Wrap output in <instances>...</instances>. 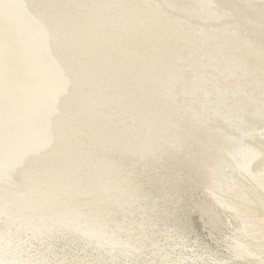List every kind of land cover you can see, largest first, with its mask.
Returning a JSON list of instances; mask_svg holds the SVG:
<instances>
[{"label":"bare ground","instance_id":"6f19581e","mask_svg":"<svg viewBox=\"0 0 264 264\" xmlns=\"http://www.w3.org/2000/svg\"><path fill=\"white\" fill-rule=\"evenodd\" d=\"M212 7L218 8L212 13ZM115 28L117 36L109 34ZM125 41L129 46L123 47ZM235 53L239 60L233 62ZM237 66L249 70L234 73ZM0 89V233L19 230L0 235V264H97L92 261L101 258L129 264L114 256L122 244L133 249L134 264H264V0H0ZM117 96L132 109L146 102L176 108L190 121L204 114L210 119L194 122L185 135L190 143L201 141L196 157L213 149L225 159L181 176L175 172L194 164L184 152L176 154L181 157L173 168L153 164L137 182L148 181L155 195H163L161 203L145 212L148 221L135 212L127 227L114 224L116 233L108 235L98 232L93 218H76L73 211L95 196L73 195L87 192L88 186L81 187L90 169L72 180L73 189L63 188L66 180L55 173L68 168L62 153L46 168L39 156L36 167L28 166L33 162L27 155L46 146L29 140L47 130L55 107L71 120L64 124L104 121L118 112ZM87 109L91 116H85ZM40 114L42 122L36 119ZM120 116L125 114L116 115L113 126ZM121 139L122 145L130 142ZM12 170H24V176L16 174L7 184ZM128 207L118 214L125 217ZM85 210L91 215L106 209ZM48 224L62 234L30 245L27 235ZM121 235L132 238L130 245L118 244Z\"/></svg>","mask_w":264,"mask_h":264},{"label":"water","instance_id":"95a60500","mask_svg":"<svg viewBox=\"0 0 264 264\" xmlns=\"http://www.w3.org/2000/svg\"><path fill=\"white\" fill-rule=\"evenodd\" d=\"M216 8L218 7H212L211 12L213 13V11ZM116 31L117 28H115V32L113 30L112 33L109 34L117 36ZM170 39L171 38L169 37L168 40ZM127 46H129V43L125 41L123 47H127ZM206 47H208V45L204 46V48ZM192 56L195 55L192 53ZM221 60H223L222 57H220L217 62L219 63L221 62ZM229 60L235 62L239 60V58L236 54V55H231V59ZM123 68L125 70L128 69V67L125 66H123ZM242 70L243 71L241 72V69L238 67L237 70L234 69V73L239 74V73L248 72L249 68L245 67ZM24 78H22L23 81ZM106 78H108V76H106ZM94 81H97V79H94ZM126 87L127 84H124L123 89ZM197 91L198 93H200L199 95L201 96V92L199 88H197ZM169 92H171V90H169ZM162 93H165V91ZM113 99L115 103L118 105L119 109L116 110L118 112L115 113L114 112L115 110H113V113L107 115L104 121L102 119L103 117H98V118H92L91 121L85 122L84 124H80V125L79 124L71 125L70 123L64 124L66 122H71V120L67 119L68 117L61 116L60 114L62 110L55 107V110L53 111L55 115H50V117L48 118L47 122H50L51 124H48L47 130L46 131L43 130L39 132L36 136L33 137L34 139L29 140V141H33L36 146L44 143H46V146L44 148H40V147L35 148L33 151L29 152V155H27L28 156L27 158L28 159L30 158L31 159L30 161L33 162V164L28 166L36 167L35 165L39 164V161L37 160L39 156V158L40 157L43 158L42 160H40L41 165L46 168V166L48 167V165L54 162V160L56 161L55 158L58 155L57 152L62 153L64 155V159L67 158L66 161L65 160L63 161L68 163V168L66 170L63 168H58V170L55 171V173L56 175H58V178H64L66 180V182L63 184V188L69 187L73 189L77 185V183L76 181H72V180L74 179L77 180V178H82L84 175L81 174L82 171L84 169H90L89 170L91 171V175H89L90 177H88L84 182L80 180V182L84 184V186L81 188L84 189L85 187L88 186L87 187L88 189H85L87 190V192L86 193L82 191H81L82 193L75 192L73 193V195L76 196L77 198H79L80 195L85 196L86 194L87 196L95 194V196H93L92 199L85 206L79 204L80 205L79 208L73 211L76 218H82V219L86 217L93 218L92 224L96 225L98 232L106 231L108 235L110 233H116L115 228L111 229V226L114 224H122L123 226L127 227V224L132 221L133 218L132 214L135 212L143 220L146 221L147 213L145 212L150 211L151 204L153 206L156 205L157 203H161V197H163V195L162 196L155 195L154 191L150 189L148 185V181L144 179L140 183L137 182L138 181L137 176L139 174L141 175L142 173L141 176L145 178V175H143L145 172L154 170L153 164H155L154 165L155 169L157 168L156 165L158 166V164L160 165L162 162L163 163L165 162L166 165H169L173 168L174 166L172 165V163L175 162L174 161L175 158L181 157L180 155H176V154L184 152L187 155L186 162H190L191 160V162H194V164L193 167H188V169L182 168L180 172H175L176 174L181 176L182 172L183 175H185L186 172H189L190 171L189 168H196L199 171L200 169L207 170L209 165H213L217 167L218 165L224 164L222 162L225 159L223 158L222 155L221 156L214 155L212 152L213 149H206V152H204L201 156L199 154L196 157L197 146L198 148L200 147L201 143L199 144V142L201 141L191 140L190 143L189 141L190 139L188 138L190 136L185 135L189 129V126H193L194 122H200V121L206 122L210 119L207 116H204V114H201L200 116H196V119L194 121H190V119L187 118L186 114L184 113L178 114L176 108L166 109L162 107V104L150 105V103L148 104L146 102H143V105L141 106L140 103L138 102L137 103L138 106L137 107L134 106V108L136 109H132V107L129 104L130 101L125 102L124 96L123 97L117 96L116 98L114 97ZM196 103L198 104L199 102ZM131 105L133 106V103ZM198 106H194L193 108H191L192 110L189 109L192 114V116L190 117H195L193 116V111ZM132 110L135 111L134 114L132 116H128L127 113L129 114V112ZM85 112L87 113L85 116L92 115L90 114V109H87ZM119 113H123L125 114V116H120L118 124H116V126H113V124L115 123L114 117H116V115H118ZM239 115H240L239 112L238 115L235 114L236 116L235 118H238V120L241 121L240 118L242 117H239ZM249 117L251 116H247L246 118H248L250 122L251 119ZM100 118L102 120L95 121L96 119H100ZM230 118L233 119L232 117ZM36 119L39 122H42L41 114ZM54 120H58V122H54ZM239 121H237L236 124H234L235 127H237L238 124L241 123ZM245 121H246L245 123L248 122L246 119ZM33 125L34 124L32 123L30 127H34ZM78 126H80V129L77 132H75L74 127H78ZM110 127H113V129L108 130V128ZM235 127L233 128L235 129ZM0 128H1L0 131L4 130V127L1 126ZM127 128H131L134 134L133 135L129 134L126 131ZM113 131H118L119 135L122 136V139L118 137V135H116ZM158 132H160V134ZM40 136L42 138L46 136V139L43 138V143L39 141ZM120 139L127 140L130 142H127L126 144L122 145ZM217 139L218 138L215 139L216 143L222 142ZM225 146L226 145L223 144L221 146L222 147L221 149L225 150ZM200 149L202 148L200 147ZM250 149L251 147L249 146L248 150ZM254 149L252 147L251 151ZM46 151H48L49 153L48 155L45 156L44 153H46ZM0 152L1 154H3V150H0ZM217 152H219V150H217ZM136 155H138L137 158L135 157ZM49 156H51L52 158ZM103 157L105 158L103 159ZM21 158H20L21 163L22 162L25 163L26 160ZM17 159L19 158H16V160ZM13 161L14 159L11 160V162ZM35 161H37L38 163H35ZM212 161H216L217 164ZM16 162L18 161H15L14 163ZM72 166H76V167L72 168ZM198 166H201V168L198 169L197 168ZM184 169L185 171H183ZM196 169H191V171H193L194 174H196L195 173V171H197ZM19 171L20 170L14 172L12 170L13 173L11 172V174H9L10 179L7 180V184H9V182L12 181V177L16 174L21 175L23 173L22 176H24V170L22 171L21 174ZM54 175L55 174H53V176ZM98 183L101 184L100 187L98 186ZM136 184H138L139 186L136 187ZM61 186L62 185H60L59 183H56L54 187L57 188ZM228 188L229 189L227 190V193L233 189V184L230 183ZM19 189H22V185L19 187ZM103 192H106L107 194ZM101 194H104L105 197H101ZM114 194H117V196L114 197ZM140 195H142V198H136ZM151 195L155 196V198H152ZM87 196L82 198H87ZM127 196L129 197L126 198ZM13 200L14 199H12L10 202H12ZM136 203L138 205L141 204L140 208L143 211H140L139 207L136 208L135 205ZM7 204L9 205L10 203ZM96 205L100 206V209L104 207L106 210H103L97 214L93 213L89 215L90 211H86L85 208L90 209L92 206H96ZM125 206H129L127 209H125V211H127L128 213H126L127 215L125 217H122L121 215L118 214V212H120L122 210L121 208H124ZM132 209L134 210L132 213H130ZM116 216L120 218H125L126 221H122V220L120 221V219L118 221ZM84 222H88V221L84 220ZM18 231L15 230L14 232L9 230L5 233V231L2 230V233H0V235H3L2 237H5V235H7V237H10L12 236L11 234H14ZM64 232L66 233V231ZM123 232H125V229ZM25 233H27V231ZM35 234H36L35 236H33V234L27 235L26 239H28L27 241L30 243V245H36L39 242L48 243L52 239L58 238L62 234V231L58 232V229H56V225L53 227L50 224H48L47 226L39 225V228L35 227ZM65 235L70 236L69 233H66ZM124 236L122 235L120 236V238L118 239L119 241L118 244H120V242L124 240H128V243L130 245L131 243L130 240H132V238L131 237L129 238V236L126 235L125 237L128 238L126 239ZM31 240L33 243L31 242ZM98 240H102V242L105 243V238L103 237ZM123 245L124 244L120 245L121 249L117 248L118 245L114 248L115 258H117L120 255L121 258L124 257L125 259H129L128 261L129 264L132 263L134 264L135 262H137V256H135L134 252L132 251L133 249L126 246L128 247L129 251H132V252H128L127 254L126 252L128 249L126 250V248H122ZM102 250H105V247ZM123 252H125L127 255H125V253ZM99 254L102 253L100 252ZM2 256H5V254L3 253ZM117 261H119L118 258ZM92 262H95L97 264H106L105 258L97 259Z\"/></svg>","mask_w":264,"mask_h":264}]
</instances>
